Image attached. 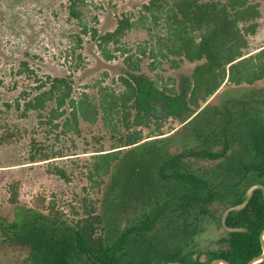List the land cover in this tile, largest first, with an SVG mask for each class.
Here are the masks:
<instances>
[{
  "label": "trees",
  "instance_id": "1",
  "mask_svg": "<svg viewBox=\"0 0 264 264\" xmlns=\"http://www.w3.org/2000/svg\"><path fill=\"white\" fill-rule=\"evenodd\" d=\"M75 1L67 10L79 32L67 37L75 38L79 51L82 44L92 46L93 57L120 59L126 72L109 83L104 73L79 91L71 69L87 58L80 52L65 70L54 56L45 60L27 50L10 67L31 84L3 106L19 117L33 114L39 128L34 131L45 135L43 141L30 137L24 163L15 166L43 165L61 186L37 197L34 205L45 216L24 214L13 221L0 215V264H247L259 256L260 189L226 217L227 227L244 231L226 232L220 219L244 201L249 187H264V121L250 116L252 103L240 102L232 112L224 104L221 122L212 112L193 122L218 90L264 79V0H148L136 19L115 15L114 27L103 33L82 21ZM138 29L151 39L133 46L122 41ZM145 60L150 73L164 63L173 70L184 62L194 66L177 82L161 72L146 77ZM15 84L9 88L0 79L7 90ZM176 122L178 128H171ZM82 123L91 132L100 127L107 144L94 133V143L88 142ZM166 123L171 125L164 132ZM16 136L5 129L0 147L19 143ZM236 147L251 159L238 162ZM220 159L230 163L225 173L209 174V164ZM83 176L89 185H82ZM20 184L9 182V205L17 202ZM156 225L172 227L157 240L149 235ZM210 230L217 233L214 247L205 244V238L213 240L205 235Z\"/></svg>",
  "mask_w": 264,
  "mask_h": 264
},
{
  "label": "rangeland",
  "instance_id": "2",
  "mask_svg": "<svg viewBox=\"0 0 264 264\" xmlns=\"http://www.w3.org/2000/svg\"><path fill=\"white\" fill-rule=\"evenodd\" d=\"M71 0H1L0 1V79L3 85L11 87L15 84L14 89L7 90L3 86L0 87V133L5 129L14 131L20 142L17 144H8L0 147V215L7 218V220L17 219L18 215L36 214L40 217L47 215L46 211L36 209L34 205L39 194L48 195L52 190L55 191L61 185L56 184V180L47 176L44 173V166L39 164H23L24 166H15L16 162H22L27 154L30 137H36L37 140L43 141V134L39 131H34L37 128V119H33V114L29 113L25 118L19 117L17 113L7 110L3 105L7 101L14 100L21 92L29 89L31 82L25 76L12 75L10 67H12L18 58L22 56L23 50L29 51V55H38L42 59H49L54 56L57 66L65 70L67 64L74 61L78 52L86 55L87 58L81 62L77 69H71L76 80L79 91L85 90L82 86L90 84L95 80L102 78L105 73L108 75L107 83L112 78L125 75L126 68L123 66L120 59L113 62H106L102 59L93 57L92 46L89 44H82L83 49H76L75 38L67 37L69 35H78L79 26L73 18L69 17L67 5ZM148 0H76V5L80 11L82 21L87 25H95L98 30L103 33L111 30L115 25V18L113 16H120L122 14L130 13L134 19L139 16L142 6ZM8 2V3H7ZM7 4V5H6ZM95 17L97 24L93 22ZM264 25V22H262ZM158 30L151 29V33H157ZM260 36V35H259ZM151 39L146 30H134L128 33L122 41L128 46H133L137 42ZM155 40V38H153ZM84 40V39H83ZM88 39L84 40L85 42ZM6 41H8L6 43ZM264 43V37H263ZM253 53V52H252ZM29 58V57H28ZM54 63H56L53 60ZM147 60L144 61L142 74L146 77H151L155 72H161L166 79L167 77H174L179 82L182 77H188L194 64L182 63L178 70L169 68L167 63H164L161 68L156 69L155 72L150 73L146 67ZM56 65V64H55ZM74 65V64H73ZM45 67V66H44ZM88 92H90L88 90ZM203 107L202 113L198 115L195 122L201 119H209L212 113H215L217 122H221V114L223 113V106L229 107L230 111L237 110L238 103H252L254 110H251L250 116L264 121V79L255 83L252 86H228L223 87L219 92L215 93ZM212 112V113H211ZM246 121V120H245ZM169 123L163 126V131L169 130ZM179 123L172 124L170 127L178 128ZM84 134L87 135L88 142H92L89 133L104 136L101 142L107 144L108 135H104V131L100 129H92L93 132L84 124H81ZM249 127V125L247 126ZM242 128V132L248 131V128ZM42 128H44L42 126ZM25 130V131H24ZM95 130V131H94ZM26 131L29 132L26 134ZM244 135V134H243ZM80 150L82 146L81 140L77 139ZM251 145V142L248 143ZM236 147L232 156L238 162H245L251 157H247L246 153L238 152ZM171 151L176 152L175 148ZM230 152V151H228ZM237 152L238 154H235ZM236 155H238L236 157ZM239 157V158H238ZM228 160L220 159L209 164L207 172L209 174H216V172L225 173L226 166H229ZM220 167V168H219ZM241 167V166H240ZM215 171V172H214ZM83 176L82 185H89L90 182ZM19 180L20 188L18 190V200L15 204L9 205L7 198L9 197V190L7 189L10 181ZM60 184V183H59ZM64 186V185H63ZM80 188L74 189V193L79 194ZM105 189V187H104ZM95 197L94 195H91ZM109 221V220H108ZM59 226V224H57ZM56 225V226H57ZM157 229L150 232V237L153 236L158 240L159 236L168 235L170 227H163L156 225ZM111 229V228H110ZM211 234V237L205 238V244L214 247L217 236L214 232L208 231L205 235ZM214 234V235H213ZM210 240L212 242H210ZM203 244V245H205Z\"/></svg>",
  "mask_w": 264,
  "mask_h": 264
},
{
  "label": "water",
  "instance_id": "3",
  "mask_svg": "<svg viewBox=\"0 0 264 264\" xmlns=\"http://www.w3.org/2000/svg\"><path fill=\"white\" fill-rule=\"evenodd\" d=\"M256 189H260L263 193V196H264V187L261 184H255L246 190L245 195H244V201L241 204H239L237 206L230 207L223 212L221 219H220V224H221L223 230H225L226 232L244 231L243 229H239V228L227 227L225 225L226 217H227L228 213L231 211L242 210L247 205L248 201L250 200V198L252 196L253 191ZM259 241H260V246H261V254L255 258H253L252 260H250L247 264H258L264 260V229L262 230V232L260 234ZM166 264H181V263L171 262V263H166ZM209 264H229V263L227 261L218 259V260H214V261L210 262Z\"/></svg>",
  "mask_w": 264,
  "mask_h": 264
},
{
  "label": "crops",
  "instance_id": "4",
  "mask_svg": "<svg viewBox=\"0 0 264 264\" xmlns=\"http://www.w3.org/2000/svg\"><path fill=\"white\" fill-rule=\"evenodd\" d=\"M217 92H219V90H218ZM217 92H216V93H217Z\"/></svg>",
  "mask_w": 264,
  "mask_h": 264
}]
</instances>
